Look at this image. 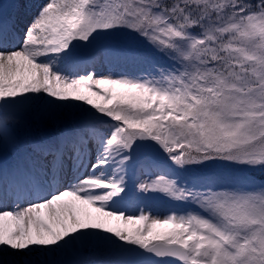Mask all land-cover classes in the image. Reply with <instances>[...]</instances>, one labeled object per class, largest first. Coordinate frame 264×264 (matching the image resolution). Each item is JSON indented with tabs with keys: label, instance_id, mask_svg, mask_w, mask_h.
Here are the masks:
<instances>
[{
	"label": "snow or ice",
	"instance_id": "1",
	"mask_svg": "<svg viewBox=\"0 0 264 264\" xmlns=\"http://www.w3.org/2000/svg\"><path fill=\"white\" fill-rule=\"evenodd\" d=\"M173 262L264 264V0H0V264Z\"/></svg>",
	"mask_w": 264,
	"mask_h": 264
},
{
	"label": "rangeland",
	"instance_id": "2",
	"mask_svg": "<svg viewBox=\"0 0 264 264\" xmlns=\"http://www.w3.org/2000/svg\"><path fill=\"white\" fill-rule=\"evenodd\" d=\"M10 9H12L11 7H9ZM13 10V9H12ZM9 11V9H8ZM32 12H34V9L32 10ZM30 19L29 15L24 17V20H28ZM120 44L122 46H126V47H143V44L139 41L136 40L130 36H127L126 34H121L120 36ZM110 43L109 41L103 40V39H99L95 42V46L96 47H101L104 46L105 44ZM121 64H123V62H119ZM135 64L136 62L133 61H129L127 62V70L129 72H134L135 71ZM104 64L101 62L98 66V72L104 71ZM160 201L162 204H164L163 208H162V212L158 209V207H156V210H159L162 214L164 212L165 209H167L168 207H170L171 205L169 204L168 201L164 200L163 198H152L148 201V203L151 205L154 202H158ZM187 207V206H185ZM153 208V207H152ZM154 210V209H153ZM155 211V210H154Z\"/></svg>",
	"mask_w": 264,
	"mask_h": 264
},
{
	"label": "bare ground",
	"instance_id": "3",
	"mask_svg": "<svg viewBox=\"0 0 264 264\" xmlns=\"http://www.w3.org/2000/svg\"><path fill=\"white\" fill-rule=\"evenodd\" d=\"M43 59V58H42Z\"/></svg>",
	"mask_w": 264,
	"mask_h": 264
}]
</instances>
